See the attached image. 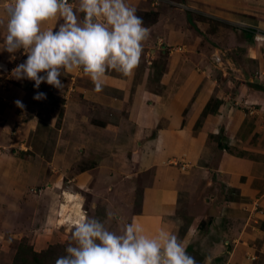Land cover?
Segmentation results:
<instances>
[{
    "label": "crops",
    "instance_id": "obj_1",
    "mask_svg": "<svg viewBox=\"0 0 264 264\" xmlns=\"http://www.w3.org/2000/svg\"><path fill=\"white\" fill-rule=\"evenodd\" d=\"M69 2L78 5V0ZM126 2L136 8L149 29L143 42L146 68L141 60L129 76L114 70L106 72L101 92L94 90L82 69H74L75 74L63 73L67 77L60 78L62 90L42 82L40 87L51 88V99L64 103L59 113L53 108L49 115L42 111L41 115L33 114L25 123H31L34 130L26 126L27 131L44 135L53 127L52 119L61 115L56 143H50L54 148L50 163L71 165L73 154L81 151L82 159L96 165L67 173V179L77 184L89 182L88 175L111 183L107 172L111 173V166H128V175L120 172L122 167L117 173L122 174L119 181L123 187L119 200L129 203L126 200L133 199L128 185L141 191L139 211L130 204L123 206L126 213L131 206L129 220L140 224L145 235L154 236L161 230L176 235L196 264H264V43L255 42L250 32L254 27L264 29V0ZM57 20L46 21L42 27H55ZM165 52L167 61L159 77H149L147 65L156 63ZM233 52L241 55L240 65L237 63L241 77L235 72V58L229 54ZM213 66L219 68L228 86L249 87L244 90L248 103H239L244 96L234 90L215 96L212 88L216 79L210 75ZM71 79L76 82L75 88ZM24 95L23 101H29V105L34 102L36 110L39 102L33 99L34 94ZM97 107H101L98 119L105 122L104 126L86 120L85 116ZM119 107L127 116L114 118ZM105 108L111 110V117ZM0 121L4 133L15 128L13 119ZM16 121L15 133L25 124ZM28 148L33 150L27 143ZM170 160H176V165ZM34 162L29 161L36 166ZM2 163L1 175L14 180V187L5 182L7 177L3 180L11 186L2 192L10 199L3 203L10 205L26 195L20 182L34 180L37 171L33 167L30 173L21 170L15 176L17 166L10 168L15 163ZM150 169L154 170L152 180L147 184L145 178L141 184L143 177L135 175ZM136 181L141 185L137 187ZM218 190L220 202H207L204 195ZM189 197L194 200V208L189 205L192 217L186 219L180 200L187 204L185 198ZM201 197L204 209L212 204L209 219L202 218L204 209L197 206ZM72 216L76 219L74 213ZM203 219L205 227H198Z\"/></svg>",
    "mask_w": 264,
    "mask_h": 264
},
{
    "label": "rangeland",
    "instance_id": "obj_2",
    "mask_svg": "<svg viewBox=\"0 0 264 264\" xmlns=\"http://www.w3.org/2000/svg\"><path fill=\"white\" fill-rule=\"evenodd\" d=\"M8 2H10V0H0V21L6 20L4 5ZM77 15L80 20L83 19L82 13H77ZM4 35V28L0 25V43L3 42ZM21 51L22 49L9 56H6V51H0V119H13L15 124V128L4 133L1 129L0 121V264H12L13 261L17 257L20 258V256L24 259L25 255L23 254V251L29 252L30 249H33L36 252L48 250V253L45 256V261L47 263L52 260L55 262L57 257L64 255V250L68 243H70L71 223L76 221L72 216V213H75V211L72 210L75 205L78 206L80 204L79 209H81L83 217L98 219L103 222L105 227L110 231L119 234L123 227L131 222L129 220V215L132 212L131 206L127 213L123 209V206L130 204L134 207L133 210L139 211L141 200V191H137V188H132V186L130 187L128 185L127 187L130 189V192H132L131 196H133V199L126 200L129 201V203L122 202L123 200L120 201V191L123 187L119 180L122 179V177H120L122 175L121 173L128 175V166L124 169L123 165H112L111 173L109 170L107 171L111 175V183H104L103 181H100V179L97 180V176L93 179L88 175L87 179L90 180L89 182L86 181L87 183L77 184L76 181L67 179V173L75 174L83 168H88L87 166L94 167L96 166L94 161L87 162L82 159V152L79 151L71 157V163L74 162L73 164L70 163L71 165L64 166L57 162L50 163L51 155L54 151V148H52L50 143L52 145L53 143H56L55 141L61 123V115L59 116L58 114L56 119H52L51 126L53 127L51 129L48 128L50 130L44 132V135H40L37 132L29 133L26 126H29L32 130L34 129L31 127V123L25 122L32 118L33 114L41 115L42 113L39 114L41 111L46 115H49V112L52 111L53 108H57L56 111L59 113V109L62 108L64 102H57L56 98L51 99V95L48 94L51 88H47L46 85L37 89L34 87V82L29 84L31 80H17L11 76L12 69L26 59V56ZM229 54H232V59L235 58L233 61L236 60L235 63L237 70L235 71L234 69L233 71H238L237 76L241 77V68L237 65V63L240 65L239 60H241V55L239 56L234 52ZM218 56H222V54ZM166 57L167 52L161 53L158 59H156V63L147 65L148 68L146 69V72L151 73L149 77L153 79L159 77L161 69L167 61ZM141 60H143L142 64L145 66L144 68H146V62H148V59L145 57V53L141 56ZM212 68L213 71L209 73L216 79L215 83H213L214 88H212V92L214 91L215 96H220L224 91L232 93V90H234L235 93H242L244 96L242 97L243 99H238L239 103H248V98H246V96L248 97V93L244 92L245 89H249L248 86L245 84H234V88L233 84L228 86L226 83L227 81L226 79H223L222 76L224 75H222L219 68L215 66ZM74 71L76 72L77 70L75 69ZM75 72L72 73L75 74ZM226 73L228 72L226 71ZM62 77L66 78L67 76L61 75L60 78ZM69 77L68 79H70ZM232 79L234 80L235 77L233 76ZM229 80L230 79H228V81ZM242 81L243 79H241L240 83ZM70 82L73 83L71 87L75 88V80L71 79ZM24 92L34 95L37 92H44L46 93L47 98L38 101V106L36 107V110H34L32 106L34 102L29 105V101H23V96H25ZM245 98L247 100H245ZM17 100L22 102L24 105L23 108L18 107L15 104V101ZM233 102L236 104V101H232V103ZM42 104H44V107H41ZM100 108L101 107H97L94 113L85 116L87 117L86 120L95 122L98 125H106L105 122L98 119V116L102 114L99 112ZM104 111L111 117V110L109 108H105ZM125 113V110L122 107H119L113 115L114 118L119 115L127 116ZM16 120H21L25 123L24 127L22 126L23 129L18 130L17 133H15L16 128H18V126H16L18 125ZM27 143L29 147L31 146V148H33V150L29 148L26 149ZM81 148H83V146H81ZM29 161L36 163V166H33ZM2 162L15 163V165L11 167L7 165L10 168L17 166L14 171L15 176L21 170L23 171V174L27 172L30 173L33 167H35V171H37L35 172V176L37 177L35 179L33 178L34 180L29 182L23 180L20 182L24 184L23 190L26 195L19 196V202L18 200L12 199L13 202L10 205L3 203V200H6L7 203H9L10 200L2 193L7 187L3 180L5 177H7L8 180L5 182L11 183L14 180H11L10 175H1L3 174L1 171L3 165ZM176 162V160H170L171 165H176ZM120 167H122V171H120ZM180 167L183 168V165H180ZM119 171L121 172L120 176L117 174ZM153 172L154 170L150 169L149 171H145L135 176L143 177L141 184L145 181V178H147L148 184L149 179L152 180L151 175ZM44 173L46 177H44ZM133 173L136 174L137 171L135 172L133 170ZM23 174L21 173V176L25 179L26 176ZM48 175H50L48 179L52 181L51 186L49 180H47ZM141 184L139 181H136L137 187ZM12 187H14V185H12ZM217 192L218 193L215 192L216 195L209 193L206 196L205 194L204 196L207 199V202L209 201L212 204L220 202V191L218 190ZM69 193L75 196H70ZM185 201L188 203L185 204L183 200H180V205L183 208L182 211L185 212L183 214H187L186 219H188L191 216H189L190 213L188 214L190 211L189 205L194 208V200L192 197H189L185 198ZM93 203L95 204V207H92ZM212 204L207 205L206 209H204L206 204L203 203V198L198 200V208L199 206L202 207L201 211L204 209L201 213L202 218H211L208 214L210 211L209 208H211ZM205 225L204 219L198 223V227L201 228H204Z\"/></svg>",
    "mask_w": 264,
    "mask_h": 264
},
{
    "label": "clouds",
    "instance_id": "obj_3",
    "mask_svg": "<svg viewBox=\"0 0 264 264\" xmlns=\"http://www.w3.org/2000/svg\"><path fill=\"white\" fill-rule=\"evenodd\" d=\"M4 9L0 51L15 54L23 49L26 59L12 69L11 76L34 81L37 89L43 82L62 90L61 75L82 69L94 90L101 92L106 72L129 76L138 67L149 36L136 8L126 0H78L75 7L69 0H10ZM77 13L83 14L82 20ZM50 20H57L55 27L43 28ZM255 40L264 43V35L258 32ZM46 98L44 92L33 97ZM15 104L24 107L19 100ZM64 251L55 264H196L174 234L161 230L145 235L135 222L117 234L89 217L71 223L70 243Z\"/></svg>",
    "mask_w": 264,
    "mask_h": 264
},
{
    "label": "trees",
    "instance_id": "obj_4",
    "mask_svg": "<svg viewBox=\"0 0 264 264\" xmlns=\"http://www.w3.org/2000/svg\"><path fill=\"white\" fill-rule=\"evenodd\" d=\"M47 253L48 250L41 252H36L33 249H30L29 252L23 251L25 258L22 259L21 256L20 258L17 257L12 264H55L53 260L49 263L45 261V256Z\"/></svg>",
    "mask_w": 264,
    "mask_h": 264
},
{
    "label": "built area",
    "instance_id": "obj_5",
    "mask_svg": "<svg viewBox=\"0 0 264 264\" xmlns=\"http://www.w3.org/2000/svg\"><path fill=\"white\" fill-rule=\"evenodd\" d=\"M250 32L252 34L253 40L255 42H257L255 40V36L257 35V33L259 32L261 35H264V29L263 28H259V27H254V28H250Z\"/></svg>",
    "mask_w": 264,
    "mask_h": 264
},
{
    "label": "bare ground",
    "instance_id": "obj_6",
    "mask_svg": "<svg viewBox=\"0 0 264 264\" xmlns=\"http://www.w3.org/2000/svg\"><path fill=\"white\" fill-rule=\"evenodd\" d=\"M66 196V195H65ZM64 209V208H63ZM75 211L74 215H76V220H78L79 218L83 217L81 210L79 209V207H73V209ZM71 210V212H72ZM74 222V221H73Z\"/></svg>",
    "mask_w": 264,
    "mask_h": 264
}]
</instances>
